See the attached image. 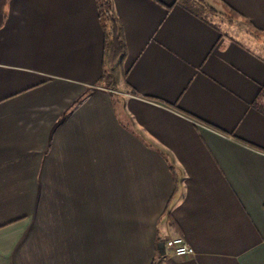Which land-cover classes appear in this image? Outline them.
Returning <instances> with one entry per match:
<instances>
[{
    "label": "crops",
    "instance_id": "obj_1",
    "mask_svg": "<svg viewBox=\"0 0 264 264\" xmlns=\"http://www.w3.org/2000/svg\"><path fill=\"white\" fill-rule=\"evenodd\" d=\"M96 1L0 0V264H264V0H110L115 89Z\"/></svg>",
    "mask_w": 264,
    "mask_h": 264
},
{
    "label": "trees",
    "instance_id": "obj_2",
    "mask_svg": "<svg viewBox=\"0 0 264 264\" xmlns=\"http://www.w3.org/2000/svg\"><path fill=\"white\" fill-rule=\"evenodd\" d=\"M180 2H183L181 0ZM96 5L99 17L104 29V64L98 81V85L106 89H115V80L113 77L114 68L122 58L125 45L119 38V27L117 21L110 12V0H97ZM224 13L229 23L233 22L239 15L229 7L224 8ZM251 34L258 38L264 36V31L255 29L248 25ZM117 116L119 115L120 102L115 100Z\"/></svg>",
    "mask_w": 264,
    "mask_h": 264
},
{
    "label": "built area",
    "instance_id": "obj_3",
    "mask_svg": "<svg viewBox=\"0 0 264 264\" xmlns=\"http://www.w3.org/2000/svg\"><path fill=\"white\" fill-rule=\"evenodd\" d=\"M170 245L175 255L184 256L193 254V249L185 243L181 237H174L170 240Z\"/></svg>",
    "mask_w": 264,
    "mask_h": 264
}]
</instances>
